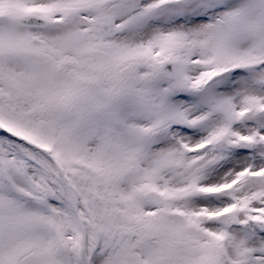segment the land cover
<instances>
[{"label":"snow or ice","instance_id":"1","mask_svg":"<svg viewBox=\"0 0 264 264\" xmlns=\"http://www.w3.org/2000/svg\"><path fill=\"white\" fill-rule=\"evenodd\" d=\"M0 264H264V0H0Z\"/></svg>","mask_w":264,"mask_h":264}]
</instances>
